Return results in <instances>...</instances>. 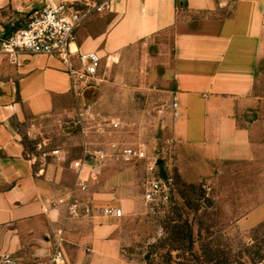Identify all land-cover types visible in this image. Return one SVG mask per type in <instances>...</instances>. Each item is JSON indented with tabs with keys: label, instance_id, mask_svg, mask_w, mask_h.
Here are the masks:
<instances>
[{
	"label": "crops",
	"instance_id": "crops-1",
	"mask_svg": "<svg viewBox=\"0 0 264 264\" xmlns=\"http://www.w3.org/2000/svg\"><path fill=\"white\" fill-rule=\"evenodd\" d=\"M49 1L0 0V33L24 27ZM92 1L108 6L76 29L71 50L100 55L105 78L97 87L76 93L53 57L0 54V256L51 264L60 246L67 264H135L123 256L119 219L104 209L135 211L134 175L120 167L132 163L122 152L140 145L85 149L84 160L63 151L31 160L24 143L41 120L108 86L121 114L132 83H141L149 113L167 114L161 130L168 171L210 189L233 179L227 193L240 195L235 203L249 210L235 225L247 231L264 222V95L255 91L264 66V0ZM153 46L166 56L162 74L135 73L133 61ZM126 125L124 118L112 123ZM72 202L78 216L68 211Z\"/></svg>",
	"mask_w": 264,
	"mask_h": 264
},
{
	"label": "rangeland",
	"instance_id": "rangeland-1",
	"mask_svg": "<svg viewBox=\"0 0 264 264\" xmlns=\"http://www.w3.org/2000/svg\"><path fill=\"white\" fill-rule=\"evenodd\" d=\"M139 56L138 61H133L135 73L162 74L166 67L163 49L153 46L141 51ZM137 84L132 83L135 86L132 97L123 98L126 102L123 114L119 112L114 87L108 86L88 95L80 107L75 103L70 112L41 120L38 132L32 136L27 134L24 140L27 154H40L37 144L46 141L45 151L58 149L69 160H84L88 158L85 149L94 152L134 141L147 149L152 160L161 161L162 174L173 177L174 189L166 207L151 208L143 200L149 161L121 164V169L131 170L134 175L136 196L135 211L118 218L126 260L135 264H264V222L247 231L235 225L249 210L238 208L235 201L241 199L240 195L227 193L233 179L227 178L220 188L210 189L207 185L185 184L175 172L167 170L163 154L165 135L161 130L167 114L149 113V99L144 94L138 95L137 87L141 83ZM255 91L264 95V66ZM80 108L85 110L84 115ZM133 109L139 113L130 112ZM152 116L157 124L151 122ZM115 118L125 119L127 125L123 130L113 128Z\"/></svg>",
	"mask_w": 264,
	"mask_h": 264
},
{
	"label": "built area",
	"instance_id": "built-area-1",
	"mask_svg": "<svg viewBox=\"0 0 264 264\" xmlns=\"http://www.w3.org/2000/svg\"><path fill=\"white\" fill-rule=\"evenodd\" d=\"M107 6L106 1L95 3L92 0L71 2L50 0L24 27L8 34L0 33V54H7L13 58L19 53L53 57L62 64L76 93L97 87L105 78L102 58L97 52L72 51L71 45L75 40V31L83 21L94 13L104 11ZM165 142L172 144L173 140L167 139ZM46 146L45 142L37 144L41 159L59 156L60 150L45 151ZM122 154L130 161H149L143 200L151 208L166 207L171 202L174 183L170 175L163 176L160 169L161 161L152 160L143 146L127 148ZM28 156L31 160L37 157L34 154ZM76 166L80 170L83 161ZM80 182L79 188L85 192L87 186L85 182L81 180ZM59 203L63 204L64 200H60ZM68 211L71 215H79L77 204L74 202L68 206ZM104 213L116 218L123 217L122 210L114 207L105 208ZM0 264H17V261L12 255L4 254L0 256ZM51 264H67V258L60 246L55 248Z\"/></svg>",
	"mask_w": 264,
	"mask_h": 264
},
{
	"label": "trees",
	"instance_id": "trees-1",
	"mask_svg": "<svg viewBox=\"0 0 264 264\" xmlns=\"http://www.w3.org/2000/svg\"><path fill=\"white\" fill-rule=\"evenodd\" d=\"M188 241H189V243H191V242H192V237H191V236L189 237V240H188Z\"/></svg>",
	"mask_w": 264,
	"mask_h": 264
},
{
	"label": "water",
	"instance_id": "water-1",
	"mask_svg": "<svg viewBox=\"0 0 264 264\" xmlns=\"http://www.w3.org/2000/svg\"><path fill=\"white\" fill-rule=\"evenodd\" d=\"M54 2H59V0H53Z\"/></svg>",
	"mask_w": 264,
	"mask_h": 264
}]
</instances>
